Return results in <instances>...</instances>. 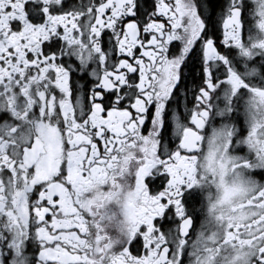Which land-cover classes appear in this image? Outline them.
Masks as SVG:
<instances>
[{"label": "snow or ice", "instance_id": "6c2138e0", "mask_svg": "<svg viewBox=\"0 0 264 264\" xmlns=\"http://www.w3.org/2000/svg\"><path fill=\"white\" fill-rule=\"evenodd\" d=\"M0 264H264V0H0Z\"/></svg>", "mask_w": 264, "mask_h": 264}]
</instances>
